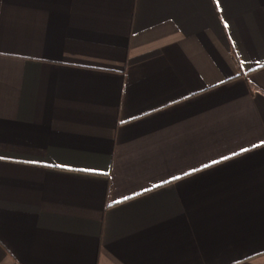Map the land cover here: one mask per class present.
Wrapping results in <instances>:
<instances>
[{"label": "crops", "instance_id": "obj_1", "mask_svg": "<svg viewBox=\"0 0 264 264\" xmlns=\"http://www.w3.org/2000/svg\"><path fill=\"white\" fill-rule=\"evenodd\" d=\"M0 264H264V0H0Z\"/></svg>", "mask_w": 264, "mask_h": 264}]
</instances>
